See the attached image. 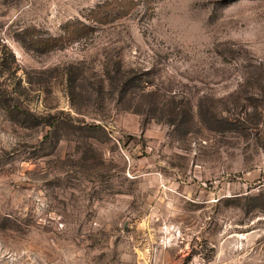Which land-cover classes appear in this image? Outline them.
Listing matches in <instances>:
<instances>
[{"label": "rangeland", "instance_id": "1", "mask_svg": "<svg viewBox=\"0 0 264 264\" xmlns=\"http://www.w3.org/2000/svg\"><path fill=\"white\" fill-rule=\"evenodd\" d=\"M105 1L0 0V264H264V0Z\"/></svg>", "mask_w": 264, "mask_h": 264}, {"label": "trees", "instance_id": "2", "mask_svg": "<svg viewBox=\"0 0 264 264\" xmlns=\"http://www.w3.org/2000/svg\"><path fill=\"white\" fill-rule=\"evenodd\" d=\"M114 2L112 1H105L104 3L102 4H98L93 10H91V15L88 17L92 24L94 23H97V24H106L108 21H109V17L110 15L108 13H106L104 11V9H107L108 7H111L113 6V3L114 5L117 4V5H120L124 11H122L123 13L122 14H128L135 6L136 4V1L135 0H113ZM119 1V2H118ZM79 25L80 28L79 30H83L82 28H90L92 26L91 23L87 22V21H83V20H80V19H77L75 21H72V22H69L68 25ZM78 26V27H79ZM82 26V28H81ZM82 35H80V37H83V33H81ZM130 76L127 77L122 75L120 78H117L116 76H110L109 77V80L113 83V82H121L122 83V86H123V91H125L128 87V85H130L131 81L130 80ZM71 81L74 82V77H71ZM71 82V83H72ZM29 115H31L30 112H27ZM38 117V119H46L45 117H42V116H36ZM56 116H54L55 118ZM49 122V121H48ZM49 124H52L51 122H49ZM91 127H96L97 125L95 124H92L90 125Z\"/></svg>", "mask_w": 264, "mask_h": 264}]
</instances>
